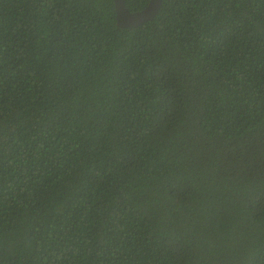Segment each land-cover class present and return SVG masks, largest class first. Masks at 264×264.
Masks as SVG:
<instances>
[{
    "label": "trees",
    "instance_id": "1",
    "mask_svg": "<svg viewBox=\"0 0 264 264\" xmlns=\"http://www.w3.org/2000/svg\"><path fill=\"white\" fill-rule=\"evenodd\" d=\"M0 264H264V0H0Z\"/></svg>",
    "mask_w": 264,
    "mask_h": 264
},
{
    "label": "water",
    "instance_id": "2",
    "mask_svg": "<svg viewBox=\"0 0 264 264\" xmlns=\"http://www.w3.org/2000/svg\"><path fill=\"white\" fill-rule=\"evenodd\" d=\"M163 0H150L142 11L131 12L126 6V0H115L117 23L122 27H137L154 20L162 8Z\"/></svg>",
    "mask_w": 264,
    "mask_h": 264
}]
</instances>
